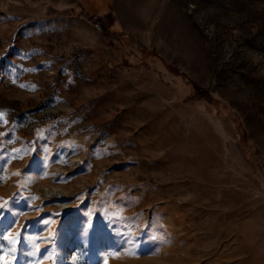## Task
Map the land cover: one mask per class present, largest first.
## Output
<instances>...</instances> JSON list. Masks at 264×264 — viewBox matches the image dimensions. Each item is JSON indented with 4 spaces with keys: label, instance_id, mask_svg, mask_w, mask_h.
<instances>
[{
    "label": "rangeland",
    "instance_id": "rangeland-1",
    "mask_svg": "<svg viewBox=\"0 0 264 264\" xmlns=\"http://www.w3.org/2000/svg\"><path fill=\"white\" fill-rule=\"evenodd\" d=\"M103 1L0 0V264H264V0Z\"/></svg>",
    "mask_w": 264,
    "mask_h": 264
},
{
    "label": "crops",
    "instance_id": "crops-1",
    "mask_svg": "<svg viewBox=\"0 0 264 264\" xmlns=\"http://www.w3.org/2000/svg\"><path fill=\"white\" fill-rule=\"evenodd\" d=\"M111 6L118 16L116 28L121 37L132 45L133 40H142L140 46L148 51L158 46V40H174L189 31L183 0H114Z\"/></svg>",
    "mask_w": 264,
    "mask_h": 264
},
{
    "label": "built area",
    "instance_id": "built-area-1",
    "mask_svg": "<svg viewBox=\"0 0 264 264\" xmlns=\"http://www.w3.org/2000/svg\"><path fill=\"white\" fill-rule=\"evenodd\" d=\"M94 26H95V28L97 29V30H99V31H103V26H102V24L100 23V22H94ZM205 32L208 34V35H210V36H212V32L210 31V28H206L205 29Z\"/></svg>",
    "mask_w": 264,
    "mask_h": 264
},
{
    "label": "snow or ice",
    "instance_id": "snow-or-ice-1",
    "mask_svg": "<svg viewBox=\"0 0 264 264\" xmlns=\"http://www.w3.org/2000/svg\"><path fill=\"white\" fill-rule=\"evenodd\" d=\"M7 208V202H4L3 204H0V216H2L4 214V212L2 211L3 209ZM5 239H11V237L6 236Z\"/></svg>",
    "mask_w": 264,
    "mask_h": 264
}]
</instances>
